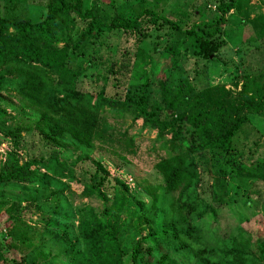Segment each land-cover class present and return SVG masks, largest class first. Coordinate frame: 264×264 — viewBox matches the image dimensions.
Listing matches in <instances>:
<instances>
[{
  "label": "trees",
  "instance_id": "obj_1",
  "mask_svg": "<svg viewBox=\"0 0 264 264\" xmlns=\"http://www.w3.org/2000/svg\"><path fill=\"white\" fill-rule=\"evenodd\" d=\"M242 1L226 0L217 9L221 13L236 10ZM84 3L46 0L43 17L35 21L0 9V142L8 140L10 147L0 164V264H52L58 254L70 253L67 241L51 227L53 218L38 230L24 220L19 205L33 202L44 209L47 200L61 194L73 180L75 162L89 160L96 148L122 160L135 154L134 134L128 130L137 119L139 130H154L161 151L153 168L162 182L146 188L147 209L157 207L162 213L160 225L150 230L158 249L155 243L145 245L141 238L123 252L125 259L110 250L109 242L117 238L122 216L133 209L134 202L119 181L114 180L108 193L100 191L108 172L94 160V170L102 173L95 183L83 186L82 192L87 195L93 190L105 202L99 208L89 205L76 210L81 248L72 249L71 258L63 264H264L249 253L241 231L215 238L214 245L201 242L199 234L201 218L216 211L201 199L199 168L202 161H209L204 152L223 154L225 163L241 156L234 150L235 134L249 122L248 115L264 116V67L245 76L236 93L215 85L194 91L192 96L178 93L177 104L185 101L179 110L177 104L149 103L147 74L137 77L141 81L136 91L100 94L95 99L82 87L79 61L92 62L94 52L88 48L103 33L132 31L142 37L148 25H142L140 18L149 14L145 23L174 25L189 38L193 49L208 58L217 50L212 36L218 33L222 17L215 18L213 28H180L174 20L146 8L133 16L124 12L110 16L96 0L89 6ZM260 36L264 39V24ZM154 50L170 57L173 73L169 72L166 87L183 84L179 75L174 76L178 69L175 46ZM104 69V80L108 75L117 79L112 62ZM175 81L179 85H171ZM108 115L113 116L111 121ZM125 115L130 116L128 124ZM31 134L52 148L40 160L30 157L18 163L15 151L22 136ZM244 170L264 181V158L237 165L234 174ZM261 215L264 221V207ZM13 243L26 250L12 253Z\"/></svg>",
  "mask_w": 264,
  "mask_h": 264
},
{
  "label": "rangeland",
  "instance_id": "obj_2",
  "mask_svg": "<svg viewBox=\"0 0 264 264\" xmlns=\"http://www.w3.org/2000/svg\"><path fill=\"white\" fill-rule=\"evenodd\" d=\"M93 0H85L89 6ZM100 8L110 16L124 12L133 16L141 9H149L156 15H165L175 21L180 28L213 26L215 18L220 19L218 33L212 36L217 43V50L207 58L189 45V38L174 25H149L142 16V25H148L145 35L138 37L135 32L112 30L103 33L90 44L88 51L94 52L93 60L87 65L82 59L80 69L82 87L96 99L98 95L111 96L113 93L124 94L127 89L136 91L141 79L140 74H147L146 94L149 103L177 104L178 93L192 96L207 86L224 87L236 93L245 76H252L264 67V39L260 36L264 24V0H244L238 9L221 13L217 6L226 0H96ZM46 0H0V9L25 17L31 21L39 20L45 12ZM79 22L76 27H79ZM173 45L178 53V69L174 76L182 79L181 85L175 81L171 85L179 86L168 89L170 57L154 49ZM78 61V60H77ZM112 62V69L117 79L106 75L104 67ZM78 62H75L77 66ZM173 73V72H172ZM185 101L176 105L182 108ZM108 119H113L108 115ZM249 122L244 123L234 136L233 146L241 156L234 163L224 161L223 154L214 151L204 152L208 164L202 161L199 171L202 177L200 186L202 202L215 208L214 215L205 213L199 222L201 242L214 245L215 238H228L241 231L244 243L253 258L264 263V181L252 176L245 170L240 175L234 174L237 165L248 164L256 157L264 158V116L248 115ZM125 124L130 123V116L125 115ZM140 119L135 120L129 133L134 134L135 154L126 155L122 160L96 148L89 160L75 162L72 166L73 180L57 197L47 200L45 208L38 209L33 202H22L19 213L30 225L41 230L54 219L52 229L67 241L69 251L54 257L52 264H63L71 251L81 248L77 235L76 210L91 205L99 208L105 202L98 199L95 191L83 194V186L95 183L98 172L94 170L97 160L108 172L106 183L99 186L100 191L108 193L115 181L126 186L127 193L134 202L129 213L122 216V223L117 238L109 242V248L116 256L126 258L123 252L129 251L141 238L145 245L155 243L156 238L150 230L160 225L162 213L157 207H150L149 193L146 188L162 182L161 176L153 168L158 153V141L154 139V130H139ZM52 148L49 143L41 142L35 134L23 135L20 148L15 151L18 163L33 157L36 161L46 157ZM10 149L9 141L0 142V164L5 152ZM238 162V163H237ZM30 168H33L31 166ZM174 196V195H173ZM142 203V206L140 203ZM202 243V244H203ZM10 251L18 253L26 250L21 244L13 243ZM55 252V249L53 250ZM18 259V258H17Z\"/></svg>",
  "mask_w": 264,
  "mask_h": 264
}]
</instances>
